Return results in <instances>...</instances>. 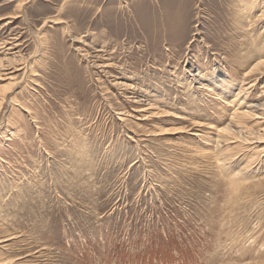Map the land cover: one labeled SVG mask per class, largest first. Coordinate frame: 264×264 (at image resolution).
<instances>
[{
  "label": "rangeland",
  "instance_id": "obj_1",
  "mask_svg": "<svg viewBox=\"0 0 264 264\" xmlns=\"http://www.w3.org/2000/svg\"><path fill=\"white\" fill-rule=\"evenodd\" d=\"M237 5L0 0V264H264V139L187 80L259 60Z\"/></svg>",
  "mask_w": 264,
  "mask_h": 264
},
{
  "label": "bare ground",
  "instance_id": "obj_2",
  "mask_svg": "<svg viewBox=\"0 0 264 264\" xmlns=\"http://www.w3.org/2000/svg\"><path fill=\"white\" fill-rule=\"evenodd\" d=\"M237 4L238 5L235 8H233L234 9V12L235 13H238L237 15L235 14L237 16L236 17L237 19H235L236 20V22H235L236 26H239V27H242L243 28L245 25L246 26H250L251 24L253 25V22H255L254 20H256V19H257V21L259 20L258 22H260L263 19V18L261 19V17H264V10H261V9H264V0H237ZM258 11L261 12V13L260 14H257ZM240 14L244 15L246 23L244 22L243 19H240ZM256 37L258 38V40L256 41V44L257 45L254 46V49H256V52L258 54L257 57L259 58V60L256 63H254L253 66L250 65V63L252 62V61L250 62V59L246 60L245 63L242 62V63H244V64L241 65L242 68H238L239 70H237L236 72H234V73H237L239 75V72H241L240 69L242 70V72H241L242 74H241V78H240V83L237 82V79H235V75L233 73L231 75L228 74L227 72H225V73L224 72L219 73V71H218V68L219 67L216 68V67L209 66L210 64H209V61L208 60L204 61V64L202 65V63L200 64L201 60L197 59V57H195V56L193 57V58H195V60H194L193 63H191V67L194 66V65H196V70L194 69V71H196V72H193V67H192V69L187 72L188 73L187 80L188 81H193L194 80L197 83V86H196V89L197 90L202 91V92H206V93H212L214 95H219V94H224L226 92H230V91L233 90V88L238 89L237 92L234 93V98L230 100V103H232V104L234 103L235 105H237V108L232 112L231 121L226 126H224L221 129V132L220 133H221V135L222 134L232 135V134H235L234 133L235 130L236 131H239L240 130L241 132H238L240 134V135H238V137H243L244 138V135L242 134V133H244V132H242L244 130V131H246L248 133L249 136L252 135V138H256V141L258 142V141H260V139H264V135H263L264 130H261V129H258L257 128L258 121L261 120V117H263L264 115H262V113H260V112H257L258 110H260L258 108V105L259 104H252V105L247 104L246 103V100L244 99L245 97H243L242 95H240L241 92L244 90L243 82L245 81V79L247 78V76L248 75H251L254 72L257 73V70H259L261 68L260 66L262 65L261 57L263 56L264 50H261L260 49V46H261L260 45V42H263V41L261 40L258 31L256 33ZM262 60L264 61V59H262ZM203 67L205 69H202ZM210 67L213 68L212 69V71H213V76L212 77L210 76V71H209ZM244 68H246V69H244ZM204 70H206V71H205L204 74H202V71H204ZM3 88H4V86H3ZM5 88H6V86H5ZM243 103H244V106H245V110L238 109L240 106H242ZM260 105H262V104H260ZM245 117H250L251 120H252V117H253L254 122H255V125H256V128H254V126L251 127V126L245 125L244 123H246V121H248V120H246L244 123L241 121V118H245ZM257 119H259V120L256 121ZM261 131H263V132H261ZM220 133H218V134L220 135ZM223 140H225V139H223ZM243 140H245V139H243ZM222 141H221V143H222ZM225 144H227V143H225ZM236 145H238V143ZM236 147L238 148V146H236ZM224 149H222V150H224ZM225 156L226 155H224V157ZM217 157H218V155H217ZM224 157L222 158V161H223Z\"/></svg>",
  "mask_w": 264,
  "mask_h": 264
}]
</instances>
